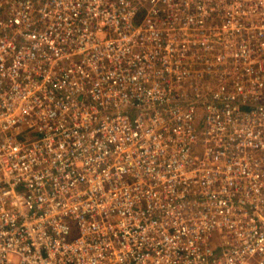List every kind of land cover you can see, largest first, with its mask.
Returning <instances> with one entry per match:
<instances>
[{
    "label": "built area",
    "instance_id": "obj_1",
    "mask_svg": "<svg viewBox=\"0 0 264 264\" xmlns=\"http://www.w3.org/2000/svg\"><path fill=\"white\" fill-rule=\"evenodd\" d=\"M0 264H264V0H0Z\"/></svg>",
    "mask_w": 264,
    "mask_h": 264
}]
</instances>
